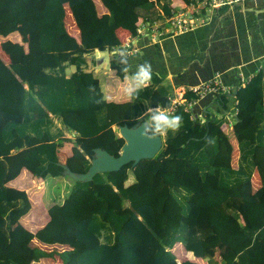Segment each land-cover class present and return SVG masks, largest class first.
Here are the masks:
<instances>
[{"label":"trees","instance_id":"16d2710c","mask_svg":"<svg viewBox=\"0 0 264 264\" xmlns=\"http://www.w3.org/2000/svg\"><path fill=\"white\" fill-rule=\"evenodd\" d=\"M100 1L108 10L102 15L93 0H0V37L17 32L27 42L23 20L37 32L32 52L21 43L2 42L11 61L0 58V264L56 255L61 264H216L209 250L220 243V264H264V68L237 88L230 130L234 156L223 127L227 95L214 100L220 115L209 107L202 121H191L179 106L170 116L174 127L148 111L169 105L173 88L162 73L135 88L128 101L105 99L86 55L119 46L120 27L139 35V19L146 26L162 24L158 8L167 17L172 13L171 0ZM65 5L79 27V41L66 30ZM110 68L124 77L114 59ZM139 121L147 122L148 134L162 138L155 156L97 172L88 181L70 178L63 198L48 206L49 218L34 237L68 248L45 250L12 237L11 228L32 208L28 193L11 187L12 180L23 170L42 179L63 176L65 166L84 173L95 148L118 155L113 146L123 138H116V127ZM65 142L73 146L62 161ZM253 175L261 181L258 188ZM176 243L194 259L178 262Z\"/></svg>","mask_w":264,"mask_h":264},{"label":"crops","instance_id":"0c3cea01","mask_svg":"<svg viewBox=\"0 0 264 264\" xmlns=\"http://www.w3.org/2000/svg\"><path fill=\"white\" fill-rule=\"evenodd\" d=\"M93 1L98 15L108 12L100 0ZM189 5L188 0H171L170 12L186 11L189 9ZM158 13L164 17L162 23L164 24L168 17L164 15L161 8H158ZM201 20L202 22L196 28L185 32L171 34L164 30L165 33L159 37V41L156 43L150 41L149 36L146 35L148 31L145 29L142 34L139 33L134 37L122 27L115 30L120 45L109 49V61L111 62L113 59L116 61L124 72L123 78L116 75L115 70L110 68V64L109 68H106L103 60H96L93 54L86 55L89 62L88 69L93 70L94 75L98 78L105 99L116 102L128 101L135 88L144 86L143 82L145 81L148 84L149 79L158 73L164 74L165 80L173 88L172 92L178 87L193 86L207 80L215 73H220L222 82L233 87V94L236 96V85L240 78H250L256 71L264 68V0H243L237 4L221 6L206 12L202 15ZM64 24L67 32L79 41L80 30L68 5H65ZM141 24L146 25L147 23L145 24L144 19H139L137 25L140 26ZM19 26L26 32L27 42H22L21 36L17 32L6 37H0V58L6 64H9L11 60L2 47L3 41L21 43L26 53L32 52L37 47L36 30L24 20L20 21ZM73 70L74 66L70 67L68 73ZM215 98H217L216 95L207 94L198 100L195 110L201 114L200 118H205L204 109L211 107L209 109L215 110L216 107H219L214 101ZM228 98V112H231L230 107L233 105V98L232 96H228ZM165 121L169 125V119L165 117ZM57 125L60 126V124ZM66 136L69 137V134ZM233 142L236 144L234 137ZM71 147V142H65L62 146L59 153L62 161H66L71 155ZM255 174L257 173L255 172ZM254 175L253 187L258 188L261 181L254 179ZM23 178H31L33 183L36 181L32 185L33 188L36 185L40 187L39 183H43L47 179L34 177L23 170L20 176L12 180L9 185L25 190L21 183ZM62 178L60 183L65 188V194L71 180L67 175H63ZM128 182H132V177L129 178ZM44 192L46 189L43 187L42 193ZM26 215L21 219H25ZM48 218V213L43 214L42 217L35 216V221L40 220V224H36L38 225L36 230L42 227ZM20 220L11 228L12 237L32 243L34 246L36 243L31 235H34L36 230L34 232L29 230L27 224L29 218L24 221L26 227L19 223ZM38 242L40 248L45 250H52L61 246L66 247V245L61 244L50 245ZM172 251L178 262L183 259H194L192 253L186 251L181 243H176ZM209 253L217 262L216 264H220L224 254V244H218L216 248L210 249ZM51 260L53 259L50 257H44L35 262L43 263Z\"/></svg>","mask_w":264,"mask_h":264},{"label":"built area","instance_id":"2783aa9c","mask_svg":"<svg viewBox=\"0 0 264 264\" xmlns=\"http://www.w3.org/2000/svg\"><path fill=\"white\" fill-rule=\"evenodd\" d=\"M241 1L243 0H188V3L190 4L188 10L173 12L172 15L165 20V25L154 23L152 26H146L141 24L138 28V33L142 34L144 29L147 30L149 34L147 33L146 35L149 36L150 41L156 43L159 41V37L165 33L164 30H166V33L171 34L192 30L202 22V15L206 12L221 6L237 4ZM127 52L129 51L127 50ZM248 79L249 78L243 79L241 77L239 83L236 85V89L239 86L244 85ZM143 84L146 85L147 82L145 81ZM188 92L192 93L190 97H186L185 95ZM207 94L232 96L233 105L230 107L231 112H226V124L224 126L225 131L231 130L233 118L238 112V109L236 108L238 101L235 94H233V87L225 85L222 82L220 73H215L212 77L196 85L178 87L168 96L170 101L168 106H155L148 111H155L157 117H167L172 116L176 109L179 106H182L184 111L190 113L191 121L196 118L202 121L203 118H200L201 114L195 110V106L198 100Z\"/></svg>","mask_w":264,"mask_h":264},{"label":"water","instance_id":"95a60500","mask_svg":"<svg viewBox=\"0 0 264 264\" xmlns=\"http://www.w3.org/2000/svg\"><path fill=\"white\" fill-rule=\"evenodd\" d=\"M93 57L101 59L109 68V48L95 49ZM147 122L139 121L131 127L126 124L118 126L120 136L124 139L121 150L117 156L111 155L106 150L95 148L91 157V164L84 173H75L65 166L64 175L73 180L88 181L97 172H110L118 170L122 165L133 162L138 163L141 159L152 158L156 155L162 145L160 135H150L147 130Z\"/></svg>","mask_w":264,"mask_h":264},{"label":"rangeland","instance_id":"374dc122","mask_svg":"<svg viewBox=\"0 0 264 264\" xmlns=\"http://www.w3.org/2000/svg\"><path fill=\"white\" fill-rule=\"evenodd\" d=\"M209 111L210 112L214 111V113L216 115H220V113L216 112L215 110L210 109ZM168 117H170V116L166 117L167 119H169V125L168 126L174 127L175 126L174 120L171 117L170 118H168ZM170 120H171V122H170ZM115 130L117 132L116 138L121 137L119 130H118V127H116ZM226 134L228 135L229 139L231 140V143L233 145V153L235 156V153L237 152V150H236V144L233 142V133L230 130H227ZM70 137H73L72 134L70 135ZM71 143L73 146V142H71ZM123 143H124V139H123V142L121 145L118 143V145L113 146L114 149L118 152V154L121 150V146L123 145ZM93 154H94V152H93ZM62 177L63 176H59V177H50L49 176V177H47L46 180L43 181V183H39L40 184L39 188H38L39 185H37L35 188H33V186H32L36 181L33 183L31 178H29V179L23 178L21 183L24 186V188H25L26 192L28 193L30 200L32 202V208L30 209L28 214L25 216L26 217L25 219L29 218V222L27 224H28V228L30 231L34 232L36 230L37 226L40 224V220L37 222V221H35L34 217L35 216L42 217L43 214H47L46 208H48V204H50L51 202H53L57 198H58V200L62 199L63 196L65 195L64 194L65 188L60 183L61 179H63ZM43 187L46 189V192H44V193H42ZM25 219H21L19 223L26 227V225L24 224ZM36 224H38V225H36ZM32 239L36 243L34 246L40 247L39 242L35 239L34 235H32ZM30 244L32 245V243H30ZM132 247H134V246H132ZM65 248H68V247L67 246L66 247L61 246L59 248H53V249L61 251L62 249H65ZM50 258H52V257H50ZM52 259L53 260H51L49 262H47V261H44L43 263L35 262L33 264H61V260H60V257L58 255H56Z\"/></svg>","mask_w":264,"mask_h":264}]
</instances>
